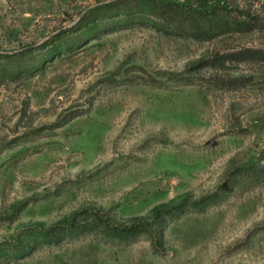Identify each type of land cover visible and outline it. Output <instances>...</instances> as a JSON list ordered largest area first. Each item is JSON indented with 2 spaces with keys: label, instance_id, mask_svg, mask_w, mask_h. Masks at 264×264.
<instances>
[{
  "label": "rangeland",
  "instance_id": "rangeland-1",
  "mask_svg": "<svg viewBox=\"0 0 264 264\" xmlns=\"http://www.w3.org/2000/svg\"><path fill=\"white\" fill-rule=\"evenodd\" d=\"M119 1L0 0V264H264V65L223 61L264 33L196 41ZM154 211V238L69 235Z\"/></svg>",
  "mask_w": 264,
  "mask_h": 264
},
{
  "label": "trees",
  "instance_id": "trees-1",
  "mask_svg": "<svg viewBox=\"0 0 264 264\" xmlns=\"http://www.w3.org/2000/svg\"><path fill=\"white\" fill-rule=\"evenodd\" d=\"M230 10L238 13L236 9H229L224 3L221 4V1H217L206 9H194L165 0H121L115 5H109L107 14L111 17L122 15L126 19L152 16V20L160 21L165 30L169 31L168 33L179 36L185 34V37L204 42L211 41L218 34L230 30L237 33H264V19L253 17L249 23L236 21L230 19L232 12ZM238 14L245 16L243 13ZM223 61L238 64L253 62L264 65V50H246L240 54L231 55ZM214 199L215 196L209 197L205 201L194 203L192 207L204 210L212 204ZM161 215L160 211H154L148 218H133L126 224L114 225L113 220L103 214L81 213L72 221L69 235L95 233L102 239L120 244H125L144 234L154 238L155 225L157 221H161Z\"/></svg>",
  "mask_w": 264,
  "mask_h": 264
}]
</instances>
